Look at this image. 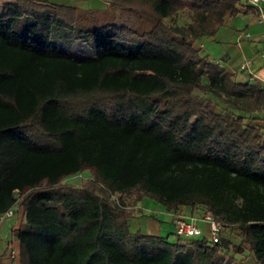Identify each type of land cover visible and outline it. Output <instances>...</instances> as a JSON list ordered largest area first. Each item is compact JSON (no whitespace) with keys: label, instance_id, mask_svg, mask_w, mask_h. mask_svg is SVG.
Returning <instances> with one entry per match:
<instances>
[{"label":"trees","instance_id":"obj_1","mask_svg":"<svg viewBox=\"0 0 264 264\" xmlns=\"http://www.w3.org/2000/svg\"><path fill=\"white\" fill-rule=\"evenodd\" d=\"M249 5L10 1L0 13V212L22 192L20 264H232L230 251L245 247L264 264V85L236 80L195 46ZM48 14L76 20L93 55L31 42ZM84 169L80 184L61 181ZM144 196L208 212L224 231L216 242L131 231Z\"/></svg>","mask_w":264,"mask_h":264},{"label":"crops","instance_id":"obj_2","mask_svg":"<svg viewBox=\"0 0 264 264\" xmlns=\"http://www.w3.org/2000/svg\"><path fill=\"white\" fill-rule=\"evenodd\" d=\"M12 0H0V13H5ZM58 4L72 5L83 8H103L108 0H48ZM256 8L253 5L243 6L235 14L220 16L213 35H203L195 41V46L210 59L217 61L233 73L238 81H258L264 85V37L263 24L256 19ZM245 64V67H241ZM261 121V120H260ZM262 122H264V115ZM137 210L145 207L154 214L147 222L151 232L158 235L173 234L174 219L180 215L187 219L195 218V222L206 231V223L200 218L195 208L180 205L176 209H166L161 203L146 196L134 205ZM152 208H150V207ZM13 213L0 220V264H20L16 229L23 219V210L19 201L13 206ZM135 211V212H136ZM134 212H132L133 214ZM134 218V216H131ZM132 225L130 217L128 225ZM131 231L141 230L142 224L137 220ZM17 253L12 256L10 249Z\"/></svg>","mask_w":264,"mask_h":264},{"label":"rangeland","instance_id":"obj_3","mask_svg":"<svg viewBox=\"0 0 264 264\" xmlns=\"http://www.w3.org/2000/svg\"><path fill=\"white\" fill-rule=\"evenodd\" d=\"M48 15L49 16H46L45 18L41 19L40 23H38L39 27L37 28L38 29L37 31H41L42 33L38 34L39 37L35 39L30 38L31 42L40 45L42 44L47 48H50V46H52L51 43H53L56 45L57 48L70 53L74 57L93 55V53L96 50V46L94 45V42H91L90 40H84L78 36L79 35L78 32H80L81 29H79V25L77 24L76 20L75 23L74 22L72 23L73 26H70L66 22L63 23L62 21H59L58 15H53V16L52 14H48ZM176 19L179 22L186 21L188 19V10L179 11L178 14L176 15ZM90 176H91V170L84 169L80 172L66 175L61 179V181L64 183L78 185ZM43 183L44 182H42V184ZM130 209H131V216H134V218L130 216V222L132 224L131 226L129 224L130 230L134 228L133 224L136 223L137 220L139 219V221L142 224V229L140 230L141 232L158 234V233H153L149 229H147L149 228L147 222L151 221V219H156L153 216L154 214L150 213L151 212L150 210L153 209H149L145 207L143 209L136 211L135 206L131 207ZM132 212L134 213L132 214ZM166 236L168 239L174 238L172 234ZM232 239L236 241V238L232 237ZM230 253H232L235 256V261L232 264H256L254 259L250 255L247 247H245L242 252H235L231 250Z\"/></svg>","mask_w":264,"mask_h":264},{"label":"built area","instance_id":"obj_4","mask_svg":"<svg viewBox=\"0 0 264 264\" xmlns=\"http://www.w3.org/2000/svg\"><path fill=\"white\" fill-rule=\"evenodd\" d=\"M244 1L256 8V19L263 24L262 36L264 37V0ZM241 67H245V64H241ZM21 195L22 192L15 191V200L13 204L3 212H0V220L13 213V206L19 201ZM200 218L206 223V231H204L201 225L195 222V218L187 219L180 215L176 216L174 219L173 236H202L204 234L207 235L212 242L218 241L224 231L223 224L208 212L200 214ZM16 253L17 251L15 248L10 249V254L12 256Z\"/></svg>","mask_w":264,"mask_h":264}]
</instances>
